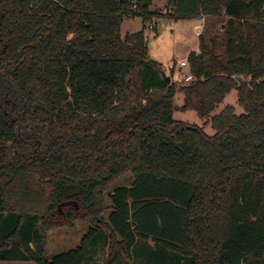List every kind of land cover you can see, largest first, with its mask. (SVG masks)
Masks as SVG:
<instances>
[{
  "label": "trees",
  "instance_id": "obj_1",
  "mask_svg": "<svg viewBox=\"0 0 264 264\" xmlns=\"http://www.w3.org/2000/svg\"><path fill=\"white\" fill-rule=\"evenodd\" d=\"M153 3L0 0V264H264V0L171 1L159 16L227 17L181 86L145 26L122 36ZM234 89L243 113L214 114ZM178 90L214 135L174 118ZM77 220L81 243L47 258L48 230Z\"/></svg>",
  "mask_w": 264,
  "mask_h": 264
},
{
  "label": "rangeland",
  "instance_id": "obj_2",
  "mask_svg": "<svg viewBox=\"0 0 264 264\" xmlns=\"http://www.w3.org/2000/svg\"><path fill=\"white\" fill-rule=\"evenodd\" d=\"M172 0H154L151 11L158 13V16L152 18L149 22L143 21L142 17H135L125 20L121 27V33L124 37L129 33L141 30L145 26V32L149 45V56L163 64V71L171 76L172 81L176 82L178 86L184 84L183 78L189 72V68H179L178 64L181 60H188V54L192 50L200 51V32L202 35H215L219 34L222 39L223 26L226 23L227 17H212L201 16L197 19H171L161 17L165 13L171 12ZM196 26H200L196 29ZM219 39V40H220ZM172 65V66H171ZM130 97L129 104L138 96L141 99L142 94L136 95L133 91H128ZM184 102V93L180 90L177 91L174 98V118L179 121L201 127L208 135H214L215 130L211 123H206V119L200 118L195 111L188 110L182 111L181 106ZM232 105L237 114L243 113V108L238 103V94L234 89L225 98V100L217 107L214 114L219 113L225 106ZM190 126V127H193ZM197 128V127H196ZM134 177L131 173H126L116 180L105 191L104 203L106 209L103 217L107 219L111 211V200L109 193L113 192L117 187L131 186ZM89 222H82L77 220L73 227H54L47 232V246L45 256L51 259L56 254L76 248L88 232ZM109 246H100L98 248L97 260L105 262L109 256ZM123 260L128 261L129 264H135L133 260L127 259L125 256ZM15 264H35L31 262H14ZM1 264H12L2 262Z\"/></svg>",
  "mask_w": 264,
  "mask_h": 264
},
{
  "label": "built area",
  "instance_id": "obj_3",
  "mask_svg": "<svg viewBox=\"0 0 264 264\" xmlns=\"http://www.w3.org/2000/svg\"><path fill=\"white\" fill-rule=\"evenodd\" d=\"M200 26H196V29H199ZM198 35H200V32H197ZM172 66V65H171ZM179 68H189V62L188 60H181L180 63L178 64ZM193 79V74L189 71L188 73L185 74L183 81L184 82H189Z\"/></svg>",
  "mask_w": 264,
  "mask_h": 264
},
{
  "label": "water",
  "instance_id": "obj_4",
  "mask_svg": "<svg viewBox=\"0 0 264 264\" xmlns=\"http://www.w3.org/2000/svg\"><path fill=\"white\" fill-rule=\"evenodd\" d=\"M163 77L166 79V81H167L168 83H170V82L172 81L171 76L168 75L166 72H163ZM246 82H247V81H246ZM192 128H195V129H196V127H192Z\"/></svg>",
  "mask_w": 264,
  "mask_h": 264
},
{
  "label": "crops",
  "instance_id": "obj_5",
  "mask_svg": "<svg viewBox=\"0 0 264 264\" xmlns=\"http://www.w3.org/2000/svg\"><path fill=\"white\" fill-rule=\"evenodd\" d=\"M194 19H197V18H194Z\"/></svg>",
  "mask_w": 264,
  "mask_h": 264
}]
</instances>
